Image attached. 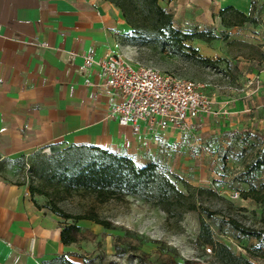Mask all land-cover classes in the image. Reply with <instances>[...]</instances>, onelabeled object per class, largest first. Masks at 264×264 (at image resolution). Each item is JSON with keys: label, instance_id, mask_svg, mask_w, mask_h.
Segmentation results:
<instances>
[{"label": "crops", "instance_id": "1", "mask_svg": "<svg viewBox=\"0 0 264 264\" xmlns=\"http://www.w3.org/2000/svg\"><path fill=\"white\" fill-rule=\"evenodd\" d=\"M161 4L173 13L175 26L188 32L220 30L219 11L234 7L257 21L258 34L252 35L259 39L264 55V0ZM128 31L121 11L107 0H0V264H63L61 257L89 264L75 255L80 253L77 242L63 243L61 217L36 206L29 184L3 175L8 162L45 147L79 145L129 155L144 164L160 160L176 174L181 169L188 139L184 134H192L177 128L158 134L137 132L121 125L109 117L111 105L120 100L118 92L104 85L97 67L85 65L87 54L100 58L126 52L123 38ZM239 32L244 33L243 27ZM70 53H75L72 60ZM243 73L256 77L264 91V60L245 66ZM211 95L218 113L203 116L204 129H213L219 121L228 123L232 133L264 123L262 113H250L251 102L231 97L222 110L216 95ZM257 99L264 102V94ZM196 139L202 147L203 139L196 134L190 145ZM84 221L77 225L82 227Z\"/></svg>", "mask_w": 264, "mask_h": 264}, {"label": "rangeland", "instance_id": "2", "mask_svg": "<svg viewBox=\"0 0 264 264\" xmlns=\"http://www.w3.org/2000/svg\"><path fill=\"white\" fill-rule=\"evenodd\" d=\"M242 27L244 33L239 32ZM212 29L220 38L207 42L205 46H199L195 40L189 42L200 55L215 60L212 66L182 57L172 49L161 51L139 47L129 43L125 37L123 43L127 50L121 53L134 62L153 65L175 76L209 83L206 92L216 95L221 109L233 97L251 102L252 115H264V102L257 99L264 91L256 77H247L243 73L245 66L264 60L259 39L252 35L258 34L257 21ZM230 29L238 32L228 31ZM227 126L228 123L219 121L213 129L202 126L196 133L203 139L202 147L195 143L190 145L192 133L184 134L188 139L183 147V161L178 174L160 160L157 162L161 169L172 175L181 189H187L185 183L200 189L198 201L215 212L213 218L205 219L212 226L213 243L199 237V211L169 219L160 207L135 197L99 204L91 196L80 193L62 194L58 203L67 212L86 214L95 210L112 225L105 228L84 219L87 221L82 222L78 233L76 244L80 253L77 254L89 264H264V241L244 235L226 222L235 219L245 226L264 229V201L259 202L251 195L257 192L264 196V167L251 173L247 171L250 162L264 159V123H255L248 129L241 127L240 131L232 133ZM62 151L58 147H45L26 156L23 165L18 159L10 161L3 168V175L10 181L33 182L44 188L46 184L36 173L38 164L43 157L55 156ZM47 189L50 196L55 197L54 191L50 187ZM237 193L239 195L235 197ZM36 196L43 208L50 211L46 207L49 206L48 197ZM61 219L63 223L72 222L71 219ZM216 243L228 247L235 257L221 256Z\"/></svg>", "mask_w": 264, "mask_h": 264}, {"label": "trees", "instance_id": "3", "mask_svg": "<svg viewBox=\"0 0 264 264\" xmlns=\"http://www.w3.org/2000/svg\"><path fill=\"white\" fill-rule=\"evenodd\" d=\"M113 3L122 13L129 31L125 39L136 46L154 49H172L178 55L187 59L199 61L206 66H212L215 60L199 54L197 48L189 45L194 40L210 42L220 38L212 28L183 31L174 24V15L166 9L161 2L164 0H107ZM221 24L224 27L243 25L255 21L234 7H226L219 11ZM227 35V34H226ZM25 155L17 158L20 164L25 163ZM16 160V159H15ZM264 167V159H256L247 165L248 173ZM37 176L44 181L46 187H40L33 182L29 184L30 192L36 206L43 208L34 197L42 194L48 197L51 212L61 218L72 222L64 223L61 239L66 245L78 241L80 227L77 222L88 219L111 228L107 220L102 219L95 210L86 214H72L64 210L58 203L62 194L80 193L91 196L96 203L103 204L109 201H125L135 197L153 206L160 207L167 213V218H182L187 212L199 211L200 234L199 237L206 242L213 243L212 226L206 218H213L215 212L206 207L197 199L199 188L185 183L187 189H181L172 175L160 166L151 162L139 165L129 155H120L96 146L71 145L55 156L43 157L36 169ZM178 179L177 176H173ZM22 184L24 182H18ZM54 191V196L47 189ZM194 189V191L192 190ZM259 202L264 196L257 192L251 193ZM226 222L244 235L254 236L264 241V229L245 226L235 219ZM219 245L221 256L235 257L234 253L223 244ZM75 255H78L77 253ZM63 264H76L65 257ZM61 264V263H58Z\"/></svg>", "mask_w": 264, "mask_h": 264}, {"label": "built area", "instance_id": "4", "mask_svg": "<svg viewBox=\"0 0 264 264\" xmlns=\"http://www.w3.org/2000/svg\"><path fill=\"white\" fill-rule=\"evenodd\" d=\"M74 57L75 53L69 54V60ZM84 62L97 67L104 85L119 94L120 100L111 105L109 117L137 132L144 129L158 134L177 128L195 135L203 126L204 115L218 113L214 96L206 92L207 82L175 76L153 65L134 62L122 53L109 52L100 58L87 54ZM195 143L198 145L199 140Z\"/></svg>", "mask_w": 264, "mask_h": 264}]
</instances>
